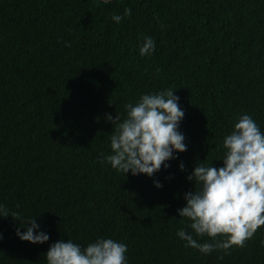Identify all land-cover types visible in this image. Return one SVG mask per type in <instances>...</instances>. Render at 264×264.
Segmentation results:
<instances>
[{"label":"trees","instance_id":"obj_1","mask_svg":"<svg viewBox=\"0 0 264 264\" xmlns=\"http://www.w3.org/2000/svg\"><path fill=\"white\" fill-rule=\"evenodd\" d=\"M145 36L155 51L141 56ZM168 88L187 150L152 176L99 162L111 154L106 114L123 119L126 103ZM241 114L264 132V0H0V204L49 236L22 241L0 217V264H47L53 242L97 238L126 244L127 264H264V226L227 255L176 234L192 232L177 212L186 177L195 163L223 166Z\"/></svg>","mask_w":264,"mask_h":264},{"label":"clouds","instance_id":"obj_2","mask_svg":"<svg viewBox=\"0 0 264 264\" xmlns=\"http://www.w3.org/2000/svg\"><path fill=\"white\" fill-rule=\"evenodd\" d=\"M109 3L110 0H103ZM131 15L125 8L123 16L111 18L120 23ZM155 51V41L143 37L139 47L141 56ZM175 89L142 94L138 101L126 103V115L106 114L112 125L110 135L111 154H101L99 162H107L113 169L132 175L152 176L165 163L175 159V152H184L187 146L184 135L178 131L184 111L178 104ZM223 166L212 162L195 163L186 179L192 182V190L184 193L185 204L178 208L179 217L187 218V227L177 230V236L186 241L187 247L202 254L222 250L230 254L233 247L243 248L255 232L264 226V132L248 114L236 118L232 130L222 140ZM202 161V160H201ZM180 170H184L181 162ZM157 188L162 185L154 181ZM11 215L19 226L16 235L22 241L45 243L49 236L39 228L34 217L23 219L19 212H9L0 204V217ZM20 228H25L23 232ZM196 237L207 236L211 242H199ZM222 237V239H217ZM2 238V237H0ZM127 245L111 238H97L83 249L71 240H57L45 253L47 264H127ZM223 259V256L220 257Z\"/></svg>","mask_w":264,"mask_h":264}]
</instances>
